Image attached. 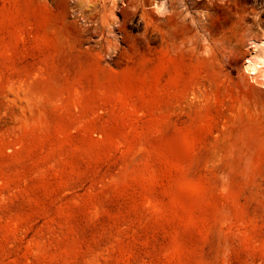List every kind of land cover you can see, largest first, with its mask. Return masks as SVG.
<instances>
[{"label": "rangeland", "instance_id": "1", "mask_svg": "<svg viewBox=\"0 0 264 264\" xmlns=\"http://www.w3.org/2000/svg\"><path fill=\"white\" fill-rule=\"evenodd\" d=\"M263 37L264 0H0V264H264Z\"/></svg>", "mask_w": 264, "mask_h": 264}, {"label": "bare ground", "instance_id": "2", "mask_svg": "<svg viewBox=\"0 0 264 264\" xmlns=\"http://www.w3.org/2000/svg\"><path fill=\"white\" fill-rule=\"evenodd\" d=\"M256 44V43H255ZM258 44H256L257 46ZM260 45V44H259ZM258 47H261L262 45L264 46V37H263V41H261V45ZM255 46V45H254ZM262 46V47H263ZM256 48V47H255ZM257 49V50H256ZM255 50H253L254 52L255 51H259L258 48H256ZM264 49V47H263ZM261 50V49H260ZM251 53V55L245 59V61L243 62V65H244V69L245 70H248V72L250 74H255L258 70L259 71V75L261 74L262 78L264 79V54H261V51H259V54L258 55H262V56H256L255 54ZM264 53V52H263ZM247 72V73H248ZM258 73V72H257ZM258 75V74H257ZM253 76V75H252ZM256 76V75H255ZM254 76V77H255Z\"/></svg>", "mask_w": 264, "mask_h": 264}]
</instances>
